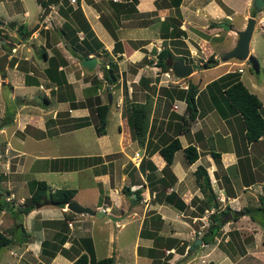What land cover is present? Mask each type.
<instances>
[{
	"label": "crops",
	"instance_id": "0c3cea01",
	"mask_svg": "<svg viewBox=\"0 0 264 264\" xmlns=\"http://www.w3.org/2000/svg\"><path fill=\"white\" fill-rule=\"evenodd\" d=\"M63 5H79L82 10L79 23L71 16L72 27L76 26L80 43L85 38L90 44L82 43L78 53L89 49L88 57L101 60L93 68L81 65V59L70 51L69 41L60 34L63 22L69 21L63 14L54 11L53 15L52 10L45 23L41 19L45 7L37 0L32 21L25 25L27 19L18 17L22 13L23 18H28L29 6L23 0H0V56L6 45L2 40L15 43V50L8 57L14 61L12 64L7 61L1 83L19 95L10 111L4 110V106L0 112V231L15 240L2 248L0 264H71L80 254L88 259L112 256L113 264H247L245 257L264 247V243H258L263 230L260 224L264 221L261 215L252 212L253 208L261 207L264 198V179L260 178L264 177V133L256 141H248L240 115L223 100L215 106L206 89L212 80L235 68L225 69L204 81L191 79L198 89L197 115L188 129L178 134L181 148L175 151L168 166L159 152L161 135L167 131L173 134L172 127L178 119H172L169 128L170 114H184L186 103L168 97L160 87L173 85L158 83L146 72L161 71L155 63L156 52L169 47L171 41H184L191 45L190 51L206 53L198 49L201 42L193 36V27H209L213 31L209 40L223 33L231 38L228 45L211 46L207 40L208 56L214 54L217 58L216 54L232 48L237 39L233 29L244 28L246 18L255 9L253 0H179L178 3L176 0H76L72 4L66 0ZM261 9L257 10L259 17L264 14ZM233 13H243L241 23L231 22ZM11 21L14 28L8 26ZM220 21L230 28L219 26ZM212 22L216 25H211ZM38 23L42 27L30 32L27 39L17 35V25L23 24L30 31ZM249 48L255 55L250 44ZM49 57L56 59L57 70L64 72L66 81L57 83L46 73ZM109 61L118 66L119 83L121 87L126 84L130 93L132 84L140 77L150 80L148 85L146 80L141 82L140 99H134L151 103L142 145L134 137L132 122H128L131 96L113 95L118 80L108 83L104 77ZM185 62L191 61L185 59ZM232 62L220 60L213 66L247 65L246 61ZM34 86L38 88L31 89ZM250 86L258 90L253 80ZM16 89L21 92L17 94ZM104 103L114 106L112 118L117 122V132H110L107 127L104 134L96 133L95 107ZM260 109L264 115V102ZM189 144L198 152L192 163L187 161L183 150ZM211 151L219 152V156L215 158ZM198 165L206 168L210 178L215 202L210 208L207 207L210 202L204 201L206 193L195 178ZM38 180L46 182L48 191L74 188L71 202L90 207L101 216L73 212L67 203L63 207L40 204L20 213L18 207L30 196ZM131 185H137V189L131 190ZM138 189L141 197L137 200ZM170 193L182 200L183 208L167 202ZM7 196L11 199L7 200ZM220 201H225L224 205L231 202L240 205L234 208L227 205L228 212L235 211L237 216L229 219V231L235 230L233 233L241 237L246 231L253 234V242L242 241L244 248L240 253L231 251L235 245L227 244L229 235L218 244L212 239L208 243L202 239L204 233L208 237L213 233L209 216L226 209ZM108 216L115 219L117 230L114 234L106 232L100 240L119 242L113 248V255L98 256L96 236L99 231L107 230L100 221H107ZM23 235L27 240L21 242ZM168 238L177 241L168 246ZM198 238L202 244L193 248ZM256 255L261 258L260 253Z\"/></svg>",
	"mask_w": 264,
	"mask_h": 264
},
{
	"label": "trees",
	"instance_id": "16d2710c",
	"mask_svg": "<svg viewBox=\"0 0 264 264\" xmlns=\"http://www.w3.org/2000/svg\"><path fill=\"white\" fill-rule=\"evenodd\" d=\"M44 7L51 2V0H38ZM179 0H176L178 3ZM58 3L57 1H54ZM71 3V2H70ZM63 2L59 3L58 12L63 14V16L69 19L65 20L62 26L59 28L60 34H63L65 39H67L71 45L70 51L72 54L77 55L79 59L88 57L89 49L83 53H78V51L82 48V43H85L89 46V42L87 39L83 38L80 43L78 40V36L76 34V26L72 27V19L71 16L75 19V22L79 23L78 16L82 15V10L79 5L73 7L72 5H68L64 7ZM72 4V3H71ZM254 13L257 11L253 10ZM255 14H253L254 16ZM83 16V15H82ZM77 25V24H76ZM88 25V24H87ZM86 25V26H87ZM211 25H216V22H212ZM8 26H12L14 28L15 24L13 22H9ZM87 28V27H86ZM16 30L18 34L21 36V39H27L30 35V31L25 28L23 24H19L16 26ZM1 31V29H0ZM93 51V50H92ZM173 52L168 46L162 47L160 50L156 52V65H158L163 71H167L170 69V66L166 64L168 58L172 56ZM176 59L182 58V56L175 57ZM48 68L46 69V73L50 76L51 79L55 80L57 83H61L65 80V75L63 71L57 70V62L54 57L48 58ZM217 63V58L214 54H210L205 61L202 63H198L197 65L201 68H207L213 66ZM109 66L106 67V73H104L106 80L108 83H113L116 81L118 74L115 72L116 63L113 61L108 62ZM5 72H1L4 75ZM146 80L147 85L149 84V79L145 77H140V81L144 82ZM206 89L211 94L212 101L214 105L220 104L221 100H223L228 107L234 112L238 113L242 118L243 126L245 128V137L248 141H256L263 135L264 133V115L261 112L262 101L258 97V95L254 92H251L243 83L240 78V71H227L210 83L206 85ZM160 90L164 92L168 97L174 99V97L184 100L186 103L184 114H178L176 112H172L170 114V120L168 126L170 128V124L172 119L177 118L178 122H175L174 127H172L173 134H169L168 131L164 132L161 135V146H159V152L163 156L165 160L166 166L170 165L173 161V156L176 150L181 148V142L178 138V134L188 129L191 121L195 119L197 115V98L196 93L198 91L195 83L189 82L186 88L173 85L168 87H160ZM217 93H219L217 95ZM215 105V106H216ZM110 104H97L95 107L96 110V133L104 134L106 132L107 125V115L109 111ZM151 110L150 101H132L130 104V120L132 122L134 137L138 141L139 144H143L146 138L148 126H149V116ZM4 123V122H2ZM7 123V121L5 122ZM187 161L192 163L198 157V152L192 144L187 145L183 148ZM211 154L216 158L219 156V152L211 151ZM195 178L202 191L206 193L205 202L207 207H209L213 201V190L211 188L210 178L207 173V170L204 166L198 165L194 171ZM139 189L136 192V199H140L141 195L139 193ZM75 193L74 188H56L54 190L48 191V186L44 180H38L35 184L34 189L32 190L30 196L25 200V202L18 207V211L20 213H27L31 209L35 207L36 204H42L41 202L45 199H49L51 204H54L59 207H63L66 203L71 202L72 197ZM1 194V192H0ZM167 202L171 203L173 206L183 208L184 203L182 200H178L175 198L173 193H170L166 196ZM213 201V202H212ZM213 204V205H214ZM1 205V202H0ZM229 206L225 210H222L218 213L213 214L212 224L210 228L213 233L210 237H208L207 233L202 235V239L204 242H209L212 239L214 233L219 227V219L222 215H225ZM203 210V208H201ZM71 212L70 214H72ZM220 213V214H219ZM235 216V215H233ZM159 215L157 218L159 219ZM237 217V216H235ZM71 218V217H67ZM152 218V216H151ZM264 224V223H263ZM24 238H21V242L27 240L25 235ZM169 241V242H168ZM168 246H170V242L177 241L175 238H168ZM15 242L12 236H7L2 231H0V251L3 247ZM44 245V242H43ZM183 250V247L180 248ZM71 264H113V257H103L100 259L90 258L88 259L87 255L80 254L77 258L72 260Z\"/></svg>",
	"mask_w": 264,
	"mask_h": 264
},
{
	"label": "rangeland",
	"instance_id": "374dc122",
	"mask_svg": "<svg viewBox=\"0 0 264 264\" xmlns=\"http://www.w3.org/2000/svg\"><path fill=\"white\" fill-rule=\"evenodd\" d=\"M65 1L66 0H61V2H63V3ZM36 2H37V0H23V4L26 5V7L28 5L29 6L28 7L29 10L31 11L30 15L27 16L28 18H23L22 13L18 17L20 20L21 19H27L25 21V25L26 24L30 25V23L32 21V16L34 15V8L36 6ZM251 6L248 7V11H249V9H251ZM261 10L264 11V7H262ZM255 12L256 13H254V11H251L250 13L252 15L255 14L254 16H256V18H258L259 14H257V11H255ZM54 14H56V12L53 11V15ZM232 16L234 18V19L231 20V22L233 24H239L243 20V18H242L243 13H241V14L233 13ZM262 16H264V14ZM228 21H230V20H228ZM45 23H46V21H45ZM40 26H41V24L39 23V27L37 29H35L33 32L37 31L40 28ZM6 28H9V27H7V25H6ZM262 29L263 28L260 27V24L257 22V24H256V26L254 28L253 37H252L251 42H250V46L253 47V49H254L255 56L259 59L260 71L258 73H256L253 70V68L251 67L250 63L248 61H246L247 65H245L243 67L244 70L241 73V80L243 81L245 86L251 92L256 93L258 95V97L261 99V101L264 102V31ZM222 30H224V29H222ZM193 31L195 33V34H193V36H195V38L197 40H199V42H201L199 47H198V49L200 51L204 50L206 53H202V52L196 53V51H190L189 48L191 47V45L188 46V44L185 43L184 41H182V42L181 41L180 42H172L171 41L170 44L168 43L167 45H169V48L173 52V54L171 56L172 58L177 57L178 53H181L180 55L182 56V59L184 61H185V59H186V61H191V62H186V63H191L193 65V68L195 69V72L191 73L190 75H188L186 77H182L183 79L181 80V78H177V77H175L172 74L164 73L162 71V69L160 68L161 71L152 70V71L146 72L147 74H149L148 76L151 79H156L158 81V83L159 82L160 83L161 82L162 83H167L168 82L170 85H174V86L177 85V86L183 87L184 85H186V83L188 84L191 81V79L196 81V79L201 78L204 81L208 77L216 75L217 73H220V72H222L225 69H227V70L230 69V68H235V70L237 69L236 65L233 66V65H230V64H226V63H225L226 65H215V66H210V67H207V68L199 67L197 64L200 63L201 61H204L207 58L208 54H209L208 52L210 50H208V41L207 40L210 39V36L213 33V31H211V29H209V27L203 28V29H199L197 27H193ZM209 34H210V36H209ZM225 34L226 33L221 34V36H218V38L217 37L212 38L211 40H209V44L211 46L219 45L221 43H222V45H228L229 42H227V41L230 40L231 38L229 36L225 35ZM17 35L19 36L18 33H17ZM201 37H206V40H205V38H201ZM191 41H192V39H191ZM167 42H169V40H167ZM193 43L196 44L195 42H193ZM96 44H97V42H96ZM216 56H218V54H216ZM40 59H42V56L40 57ZM13 61H14V59L12 57L9 58L8 64H12ZM76 61H78V60H76ZM217 61H220V59H217ZM222 61L223 62H227V63H231L232 61L233 62H238V61H241V60H238L236 58H229L227 60H222ZM150 65H151V63L149 64V66ZM76 67H77V65H76ZM118 69H119L118 66H116L115 72L117 74H119ZM105 71H106V68H105ZM105 71H104V73H106ZM155 73L156 74L158 73L157 76H155ZM154 76H155V78H154ZM104 77H105V75H104ZM1 78L2 77H1V72H0V112H1V110H3L4 106L6 107L4 110L10 111L12 105L15 104V102L19 99V95L16 96L15 94H13L11 92V90H10L9 85H3L1 83L3 81V79H1ZM175 79H178V81H179L177 84L172 83V82H174ZM252 80H253L254 83H256V89H258V90H254L250 86V85H252ZM116 81L118 83L114 82L115 84L113 86V89L115 91L113 92V95L115 94V96H116V95H119V94L120 95L123 94L124 98L126 96H131L132 101L134 99H140L138 97V94H141V92H139V88H140V85H141V81L139 79L137 80V82H134L132 84L133 88H132V92L131 93L128 91L129 90L128 86L125 83H124L125 85L123 87H121V84H120L121 82L119 83V78H117ZM37 88H38L37 86H34L31 89L36 90ZM106 91L107 90L105 88L103 90V94H104L105 97H106V93H107ZM16 92H17V94H19L18 92H21V90L20 89H16ZM11 95H13V96H11ZM35 96H38V95L35 94ZM110 108H111V110H110ZM110 108H109L108 115H107V117L109 119L107 118L106 128L108 127L110 132L114 133V132H117V122H114V119L112 118V111H114V106H111ZM7 114H8V112L6 113V115ZM2 115H3V113H2ZM128 122H131V121H128ZM216 137H219V135H216ZM214 139L217 140L216 138H214ZM262 176H260L261 180L264 179V177H262ZM1 177H2V174L0 173V178ZM263 188H264V182L262 183V190H263L262 192H264ZM220 202H221V204H223V206H222L223 209L227 208L228 204H229V206L231 208L240 206L239 204L238 205L237 204L234 205L233 202L226 203V205H224L225 201H220ZM251 202H254V201L252 200ZM41 203H44V200ZM213 204L214 203H212L208 208H210L211 206L213 207ZM231 204H233V207L231 206ZM38 205L39 204H36L35 206H38ZM252 212L253 213L254 212L257 213V215H261L260 217L264 221V198L261 199V207L258 210L253 208ZM227 216H228V214L227 215H222L221 217L223 219L224 217H227ZM108 217H109V219L107 221H104L103 219H101V221H100V222H102L103 225H105V227H107V230L99 231V234H97V236H96L95 246H96V252H97L98 256L113 255L114 254L113 248L119 242V240L116 241L115 239H114L113 242H108V243L102 242L100 240L101 236H104L106 234V232L110 231L112 234H114V232L117 230V227L115 226V219L112 216H108ZM231 217H228L227 220L225 221V223H223L221 227H218V230H216L215 235L213 236L212 240H214L215 243H217V242L223 243L225 237H227L229 235V239L230 240H229V242H227V244L234 243L233 245H235L233 248H231V251L232 252L238 251V253H240L241 252V248L242 249L244 248V246H242V241L244 240L243 242H253V234L246 231L245 236L241 237V236L235 235L233 233V231L234 232H237V231H235V230H233V231L230 230L229 231L227 225H228L229 219H231ZM212 218H213V215L209 216V221L210 222H212ZM123 221H124V219H123ZM233 225L235 226L234 223H233ZM260 225H262V229L263 230H262V236L260 237V240H259L258 243H261V242L264 243V224H260ZM132 226L134 227V224ZM132 226H131V228H132ZM131 228L129 229L130 231L132 230ZM128 231H126V232H128ZM224 232H225V234H224ZM241 232H242V229H241ZM205 248H208V246L205 247ZM245 251L246 250L244 249V252ZM254 252H255V255L249 254V255H247L245 257V259L247 260V264H264V247L261 248V246H260L257 249H254ZM2 253H3V250H2V252L0 251V256H1ZM259 253L261 254V258L256 255V254H259ZM255 261L257 263H255Z\"/></svg>",
	"mask_w": 264,
	"mask_h": 264
},
{
	"label": "water",
	"instance_id": "95a60500",
	"mask_svg": "<svg viewBox=\"0 0 264 264\" xmlns=\"http://www.w3.org/2000/svg\"><path fill=\"white\" fill-rule=\"evenodd\" d=\"M56 1H60V0H56ZM51 2H54V0H51ZM253 7L256 10H260L262 7H264V0H253ZM49 12H50V5L47 4L44 8L43 13L41 14V19L45 18V16H47ZM256 20L257 19L255 16L249 15L246 18V24H245L244 28L233 29L235 31V33L237 34V39H236L235 45L232 48H230L229 50L220 52L218 54L217 58L220 60H227L229 58H236L238 60H247L250 63L253 70L256 73H258L260 71L259 60L257 59V57L254 54H252L250 52V48H249L251 36H252L253 30L257 24ZM218 24H219V26H222L223 28H226V29L230 28L229 24H227L225 21H220V22H218ZM38 27H39V23L36 24V26L34 28H32L30 30V32L32 33ZM2 42H3V44L6 43L7 46H14V44H15L14 42L5 41V40H2ZM2 48L3 49L5 48L4 45ZM8 57H9V51L6 50L5 53L3 54V56L0 58V72L5 71V69H6L5 67H6V63L8 61ZM100 61L101 60L99 58L92 56V57L82 58L80 60V63H81V65H83L87 68H93L94 65ZM166 64L168 66H170V68L172 69L174 74L176 76H179V77H186L193 72V65L191 63H186L182 58H178V59L174 60L170 56L168 58ZM45 203H50V200L45 199L44 203H42V204H45ZM67 208L73 212H76V213L86 212V213L96 214L97 216H101L100 212H96L87 206L78 205L75 202L67 203ZM227 214H228V216L224 217L220 222L225 223V221L227 220L228 217L235 215V212L231 213V211H229V212H227ZM219 227H220V225H219ZM197 244H199V245L202 244V240L200 238L194 240L192 247L195 248V246Z\"/></svg>",
	"mask_w": 264,
	"mask_h": 264
},
{
	"label": "built area",
	"instance_id": "2783aa9c",
	"mask_svg": "<svg viewBox=\"0 0 264 264\" xmlns=\"http://www.w3.org/2000/svg\"><path fill=\"white\" fill-rule=\"evenodd\" d=\"M75 1H76V0H70V2H72V3H74ZM58 8H59V5H56V6L54 7V11H57V12H58ZM49 19H50V16H47V17H46V21H49ZM262 19H263V20H262ZM257 22H260V27H262V28L264 29V16L259 17V18L257 19ZM242 69H243L242 66H238V70H239V71H241ZM163 72L166 73V74H172V75H174L175 77L180 78V77L176 76V75L174 74V72H173L171 69H169V70H167V71H163ZM178 82H179L178 79H175L174 82H172V83L177 84ZM167 83H168V82H167ZM183 87H187V85H184ZM130 188H131V190H136V189H137V185H131ZM6 199H7V200H10L11 198L7 196ZM68 225H71V222H70V221L68 222ZM169 251H170L169 249L166 250L167 253H168Z\"/></svg>",
	"mask_w": 264,
	"mask_h": 264
},
{
	"label": "flooded vegetation",
	"instance_id": "af4514ba",
	"mask_svg": "<svg viewBox=\"0 0 264 264\" xmlns=\"http://www.w3.org/2000/svg\"><path fill=\"white\" fill-rule=\"evenodd\" d=\"M54 1H56V0H54ZM60 1H61V0H60ZM60 1H57L58 3L50 2V3H49V5H50V11H52V10L54 11V7H55L56 5H59V2H60ZM49 13H50V12H49ZM49 13H48V15H49ZM44 19H45V21H46V16H45ZM46 22H48V21H46ZM43 25H45V24L43 23ZM4 47H5V48L3 49V50H4V53H5L6 50H8V51H9V54H10L11 51H14V50H15V45H14V46H7V45L4 44ZM4 53H3V54H4ZM3 54H2V56H3ZM2 56H0V57H2ZM173 59L175 60L176 58H173ZM235 214H236V213H235ZM225 215H226V214H225ZM232 216H233V215H232ZM221 220H222V217L219 219V225H220V226H222V224H223L222 222H220ZM221 223H222V224H221Z\"/></svg>",
	"mask_w": 264,
	"mask_h": 264
},
{
	"label": "clouds",
	"instance_id": "9594fccd",
	"mask_svg": "<svg viewBox=\"0 0 264 264\" xmlns=\"http://www.w3.org/2000/svg\"><path fill=\"white\" fill-rule=\"evenodd\" d=\"M61 2V1H60ZM72 3V2H71ZM75 3V2H74ZM48 16V15H47ZM46 16V17H47ZM241 61H247V60H241ZM171 69V68H170ZM172 70V69H171ZM236 70H238V68L236 69ZM239 71V70H238ZM242 71V70H241ZM179 77V76H178ZM180 78H182V77H180Z\"/></svg>",
	"mask_w": 264,
	"mask_h": 264
},
{
	"label": "bare ground",
	"instance_id": "6f19581e",
	"mask_svg": "<svg viewBox=\"0 0 264 264\" xmlns=\"http://www.w3.org/2000/svg\"><path fill=\"white\" fill-rule=\"evenodd\" d=\"M263 20V19H262ZM260 24V22H258Z\"/></svg>",
	"mask_w": 264,
	"mask_h": 264
}]
</instances>
